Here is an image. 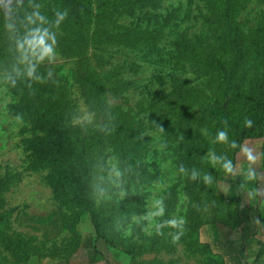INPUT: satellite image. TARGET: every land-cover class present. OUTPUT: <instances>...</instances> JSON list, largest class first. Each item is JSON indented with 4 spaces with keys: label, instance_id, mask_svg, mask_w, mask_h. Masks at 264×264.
<instances>
[{
    "label": "rangeland",
    "instance_id": "374dc122",
    "mask_svg": "<svg viewBox=\"0 0 264 264\" xmlns=\"http://www.w3.org/2000/svg\"><path fill=\"white\" fill-rule=\"evenodd\" d=\"M79 1L80 25L68 15L58 22L50 0L0 8V264H251V251L231 252L239 234L229 217L239 207L264 217V195H248L264 192V0L230 6L244 47L230 85L206 64L208 53L228 52L214 0ZM15 9L54 36L51 60L27 63L19 54L7 20ZM95 100L114 125L87 152L106 239L91 252L82 242L93 234L89 215L61 164L45 157L46 126L33 116L53 109L71 137L83 138L102 126ZM205 104L226 105L239 123L257 119L235 155L229 128L195 122ZM173 219L182 223H165Z\"/></svg>",
    "mask_w": 264,
    "mask_h": 264
},
{
    "label": "trees",
    "instance_id": "16d2710c",
    "mask_svg": "<svg viewBox=\"0 0 264 264\" xmlns=\"http://www.w3.org/2000/svg\"><path fill=\"white\" fill-rule=\"evenodd\" d=\"M52 1L53 13H62L64 11L69 16L74 25L81 24L82 4L79 0H50ZM234 0H214L218 11L215 14L220 24L223 25V32L226 37V46L228 52L225 55L219 53H208L206 55V64L214 71L222 75L223 80L228 84H232L236 75L237 69L244 56L243 42L236 27H232L233 19L230 12V6ZM18 3V2H17ZM15 3V6L17 5ZM25 6V3L19 4ZM22 9H15V12L8 17L11 22L12 30L11 39L14 44H18L19 54L25 62L37 64L27 53V48L24 45L26 38H29L30 31L35 28L31 18H26L21 12ZM264 59V48L260 53ZM258 104L264 103V79L258 88ZM255 107L258 109L259 105ZM93 106L96 108L102 120V126L98 132L88 134L83 138H73L67 132L63 117H60L53 109H42L37 112L33 118L36 121L46 126V135L43 140L44 155L48 159H52L61 164L62 170L69 179L68 189L72 190L74 197L79 199L83 211L89 215L93 234H88L83 238V247L88 251L97 252V242L102 239L106 241L101 232L100 221L97 213L93 208L91 199V160L87 155L90 142L98 136L100 132L109 131L114 125V115L101 101H93ZM258 113L252 112V116L256 117ZM251 116V117H252ZM257 119L252 120L251 127L245 123L236 121L230 109L226 106H212L205 104L199 111L195 122L197 124H205L213 122L216 126H225L231 130L232 142H235L237 147L231 146V153L235 155L246 138L253 137L256 132ZM231 226L237 230L239 237L235 247L231 252L237 253L242 250L251 251L253 262L251 264H262V256L264 255V217L258 215L255 208L239 207L235 210L232 216L229 217ZM259 221V222H257ZM258 235L263 236V240L259 239ZM232 256V254H231ZM94 259L90 260L93 262Z\"/></svg>",
    "mask_w": 264,
    "mask_h": 264
},
{
    "label": "clouds",
    "instance_id": "9594fccd",
    "mask_svg": "<svg viewBox=\"0 0 264 264\" xmlns=\"http://www.w3.org/2000/svg\"><path fill=\"white\" fill-rule=\"evenodd\" d=\"M11 3L12 0H0V8L5 9L7 11H11ZM37 16H39V14H35ZM67 13H60L58 14L59 16V20H63L65 19ZM41 20L44 19L43 16L39 17ZM24 45L27 48V53L28 55L33 58L37 64H40L41 62L44 61H49L51 60V58L55 55V46H56V40L54 38L53 35H51L49 33V30L47 28H41V27H36L34 29H32L30 31V35L29 38H26L24 41ZM35 71V67H30L28 70L27 75L29 77H32L33 72ZM246 126L251 127L252 125V121L251 120H246L245 121ZM217 139L221 142H225L227 140V136L225 132H220L218 133ZM232 147H237L235 142H232ZM242 151L245 153L247 159L249 161H255L256 157L255 155H253L252 151L250 149L247 148H242ZM224 170L227 173H233L234 168L233 165L231 163V161H228L224 164ZM117 175H119V173H117ZM256 176V172L254 170V168H252L251 166L249 167L248 173H247V178L249 180L253 179ZM205 182H211L212 177L211 176H205L204 177ZM248 195L250 197L254 196V195H264V192H262L260 189H253L250 190L248 192ZM259 222V221H257ZM166 224H169L173 227H177L179 226V224L182 223V221L177 222L176 220H169V221H165ZM163 225H159L158 227H162ZM174 239H179V234H177L176 236L173 237Z\"/></svg>",
    "mask_w": 264,
    "mask_h": 264
}]
</instances>
